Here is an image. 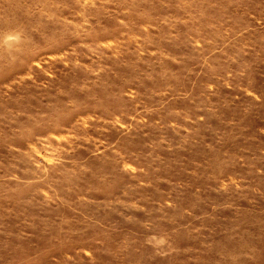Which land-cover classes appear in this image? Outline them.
I'll list each match as a JSON object with an SVG mask.
<instances>
[{"label":"rangeland","instance_id":"1","mask_svg":"<svg viewBox=\"0 0 264 264\" xmlns=\"http://www.w3.org/2000/svg\"><path fill=\"white\" fill-rule=\"evenodd\" d=\"M0 264H264V0H0Z\"/></svg>","mask_w":264,"mask_h":264}]
</instances>
